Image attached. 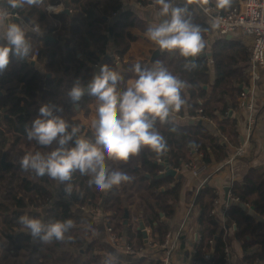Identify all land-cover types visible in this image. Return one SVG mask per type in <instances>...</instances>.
Segmentation results:
<instances>
[{
    "label": "trees",
    "instance_id": "16d2710c",
    "mask_svg": "<svg viewBox=\"0 0 264 264\" xmlns=\"http://www.w3.org/2000/svg\"><path fill=\"white\" fill-rule=\"evenodd\" d=\"M236 1L231 0L226 9L231 11L238 8L240 2ZM74 2L82 14L80 12L75 15L65 31L61 30L64 31L62 39L66 42V48L49 42L48 33L42 37L27 31L32 44L29 59L11 58L8 68L0 74V111L3 112L0 115V160L5 156L7 160L10 158L14 161L7 168L0 166V249L6 248L5 239L15 232L17 237L13 247L16 251L20 250L25 264H110L101 255L98 241L94 240L95 218L101 217L106 226L114 229V233L122 237V243L144 249L148 246L144 242L143 234L134 232L129 223L124 224V208L134 206L135 210L145 211L144 222L151 228L149 239L153 242L149 243L162 244L171 233L170 222L176 216L183 184L175 177L156 179L155 176L164 170L156 161H165L168 158L171 167L181 169L202 155V165L207 169V182L191 203L192 214L199 227L198 249L193 263L228 264L225 261L229 248L227 230L235 222L236 239L243 244L244 249L255 245L262 248L261 253L246 257V264H264V169L261 171L251 167L242 181L232 184V199L237 201V205L227 207L225 229L220 226L213 212L216 210L219 195L211 183L212 179L218 173L219 167L224 166L228 147H239L242 142L238 118L230 113L235 114L238 111L239 98L243 91L241 86L246 80L244 83L240 81L242 75L228 64L235 67L239 65L238 60L242 57L244 61L247 60L248 49L245 46L219 45L211 55V64L208 57L199 58L205 53V47L194 61L191 60L196 67L189 69L185 68L189 61L178 52L166 51L160 57L159 61L164 67L190 85L182 91L186 104L179 112H174L178 119L171 118L165 123H156L157 130L167 143V152L163 156L158 157L155 153L142 149L138 156L126 163L107 161L111 163V170L127 172L132 177L130 182L101 192L94 185H89L88 177L81 176L78 172L73 174L71 181L60 184L47 175L39 177L30 170L21 169V158L30 154L29 150L34 145V153L46 152L45 147L35 141L25 140V126L31 124V105L37 106L39 113L40 106L33 99L39 96L42 87L48 86L42 96L44 104L75 111L67 98V91L78 78L87 83L95 75L102 56L111 50H114L115 59L116 56L120 59L115 63L111 59L110 65H105L116 72L118 62L122 63L119 88L125 90L128 87L127 82L137 78L134 68L131 67V71L124 70L123 64V59L131 50L133 38L128 28L137 24L136 15L123 8V0H106L102 1V5L85 0ZM156 6L159 10V6ZM175 6L187 8L186 16L201 26L203 39L206 33L212 31L188 2L175 1ZM16 13L19 20L14 19V23L23 24L20 18L24 16L25 22L34 19V26H38L41 31L48 27L54 29L40 6H26L17 9ZM110 26L114 30L113 37L108 32ZM35 50L40 54L36 65H33L30 58ZM80 52L82 54L78 58L77 54ZM65 63L70 66L65 68L68 79L57 80L55 76L61 74L60 67ZM41 65L48 71H43L39 67ZM49 72L55 74L53 78L46 77ZM92 99L90 96L83 97L79 103L80 109L88 110ZM256 117L258 118V114ZM191 120L197 123L203 121V124H189ZM68 184H71L72 189H77L76 196L80 206L95 208L98 200L103 197L100 216H94L87 211H72L68 202L56 199L54 194L58 190L65 192ZM163 188L164 191H161ZM250 208L255 209V216L249 214ZM23 215L41 219L46 223L71 220L73 228L66 234L65 240L44 244L18 223V218ZM140 258L142 261L139 264H163L159 260L150 259L148 254ZM14 264L21 262L19 260Z\"/></svg>",
    "mask_w": 264,
    "mask_h": 264
},
{
    "label": "clouds",
    "instance_id": "9594fccd",
    "mask_svg": "<svg viewBox=\"0 0 264 264\" xmlns=\"http://www.w3.org/2000/svg\"><path fill=\"white\" fill-rule=\"evenodd\" d=\"M45 0H6L7 6L0 5V28L16 9L44 4ZM207 3V0H204ZM231 0H217L218 8L229 6ZM159 6L160 23L149 27L146 36L161 50L175 51L189 62L185 68H195L191 60L197 58L205 48L202 28L186 16L187 8L175 6V0H154ZM49 13L59 14L64 5L47 3ZM29 25L8 23L6 30L0 31V74L10 65L11 58L28 60L32 44L27 35ZM137 79L125 90H119L122 77L107 65L99 73L83 83L79 78L67 91L72 105L78 107L85 95L95 99L97 119L93 121L94 142L78 135L79 129L72 126L62 115L60 106L42 104L37 117L25 126L26 137L43 147L55 145L48 153L35 152L24 155L20 167L35 175L48 177L61 183L72 180L74 173L89 178V185L98 191H108L132 177L122 170H111L107 161L128 162L139 155L142 149L155 153L158 157L167 152V143L157 130V121L165 123L170 115L179 112L186 104L182 91L189 87L187 81L173 75L160 61L152 67L134 65ZM71 195V184L65 189ZM18 223L30 235L42 243L65 240L73 228L71 220L44 222L38 218L23 215Z\"/></svg>",
    "mask_w": 264,
    "mask_h": 264
},
{
    "label": "crops",
    "instance_id": "0c3cea01",
    "mask_svg": "<svg viewBox=\"0 0 264 264\" xmlns=\"http://www.w3.org/2000/svg\"><path fill=\"white\" fill-rule=\"evenodd\" d=\"M74 1L75 0H63V2L60 3L64 5V11L66 9L70 11L69 14L65 13L64 11L59 14L49 13L45 9L47 3H50L52 5H59L58 0H45L44 4L39 5L46 12L45 14H47L48 16L50 26H53L54 29H50V27H48L47 29L41 31L40 28L38 29V26L37 27L34 26L33 24L34 19L25 22L23 19L25 18L24 16L20 18L21 22L23 24L29 25L27 31L33 32L35 34H39L42 37L48 33L49 35H47V40L49 42L54 43L55 45H60L63 48H66V42L62 39V37L64 36L65 28L70 23V20L73 17H75V15L77 14L79 15L80 12L82 14V11H80L81 9L75 5ZM123 1H124L123 8L127 11L133 12V14H135L138 19L137 24L135 26L128 28V32L132 34L133 38H131V47H130L131 50L129 51V55L123 59V64L125 66L124 70L130 69L131 71L132 70L131 67L134 68V65L137 63H139L140 65L146 63L145 65H141V66L149 67L150 64L149 58L156 50L160 48L158 47V45H156L154 42H152L147 38L145 34L146 32L145 29L157 25L162 21L163 18L159 15V10L157 6L154 5L152 0H123ZM212 1L213 0H211V3ZM237 1L239 3L243 0H237ZM85 2H94V3L99 2L102 5V0H85ZM184 2H188L190 6H192L191 8L192 9L194 8L193 5L191 4V0H184ZM212 5L215 8H218L217 0H214ZM193 10H196L195 12H197L198 15L204 21H206L207 25H209V27L211 28V22L209 17L207 15H203L202 12H199V10L196 8H194ZM62 29H64L63 32H61ZM110 29H112V32L114 30L111 26L108 29L110 37H113L114 32L111 34ZM4 30H6V23L3 28H0V31H4ZM60 32L61 35L59 34ZM48 38L54 41H51ZM204 41L206 47L205 53L203 55H200L199 58H202V56L208 57V61L210 64L213 62L211 55L219 45L223 46L224 44H226L227 46L230 45L245 46L248 49L247 60L244 61L242 57L240 60H238L239 65L235 67L231 63L228 65L242 75L240 81H243V83L245 80L247 81L248 78L247 69L250 65L249 63L251 57V47L253 44L252 37H242L237 34L235 35H223V34L220 35L217 33L212 34L210 31L206 33V36L204 37ZM70 47H73V45H70ZM113 51L114 50H111V52L102 56L101 62L98 65V69H100V67L105 65L106 63L110 65V63L112 62L111 59L114 60L113 63L116 62L117 56L115 59V55L113 54L114 53ZM166 51L167 50H165V52ZM81 54H82L81 52L78 53L77 57L79 58ZM159 59L160 57H158L156 61H159ZM32 63L33 65H36V61H32ZM58 65H60V60H58ZM66 66H68V64L65 63L60 67L61 74L55 76L57 80L63 79L64 81H67L68 75H66L67 72L65 68H68L70 66L68 67ZM39 67L43 71H48L44 69V66L42 65ZM116 68H118L116 73H118L121 76L123 70L122 63L120 67H118L117 65ZM53 70L56 71L57 69H53ZM95 74H97V72H95ZM54 75H55L54 73L49 72L46 74V77L53 78ZM135 79L137 78L135 77L134 79L131 80H135ZM133 82L134 81H128L126 85H128L129 87ZM46 88H48L47 85H45V88L42 87V90L39 92V96L33 99V102L37 103L38 106L44 104L42 101V96ZM119 90L123 91V89L120 88ZM254 100H256L254 113L258 114V118H257V123L254 125L253 131L251 133L252 138L247 144L246 153L244 157L243 158L235 157L236 152L238 148L241 147V145H239V147L229 146L227 150L228 155L226 158V162L224 166L219 167L218 173L215 175V177L212 179L211 182L213 186L216 188L219 195V199L215 206L216 208L215 215L220 222V226H222V228L224 229L227 227L225 226V220H226V211L228 207V203L226 204L225 201L224 189L227 188L228 186H232L234 182L242 181L244 177L249 173V169L251 167H256L261 171L262 169H264V67H261L259 69V78L257 81ZM31 106L32 107L30 109L32 111V117H31V121H32L37 117L38 109L37 106L35 105H31ZM96 109H97V104L95 99L93 98L89 103L88 110L83 108L81 109V113L87 120H95L97 119ZM2 113L3 112L1 111V114ZM61 115L65 120H73L75 116H77V112L64 109ZM232 115L238 118L240 136L241 137L245 136L248 132L250 112L248 110H242L241 112L237 111L235 114ZM171 118L178 119L177 117L174 116V113L170 115L169 119ZM25 140L28 141L27 138H25ZM29 153L31 152L29 151ZM157 161L160 162L159 160ZM7 162H8L7 166H11V164H13L14 161L8 158ZM170 168L172 169L173 167L170 166ZM176 170L178 171V176L176 177V179H178V181L181 184H183V188H182L183 193L180 203L177 206L178 210L176 216L174 217V220L170 222V227H171L170 234H172L171 237L173 238V241H175L177 244H176L175 253L170 258L169 264H194L193 262L195 260H194L193 251L196 249V245L198 244L199 227H197L196 221L192 214L191 203L198 192L197 190L199 189L202 180L207 177V169L205 171V174H203L200 179L196 178L194 174L191 173V171L185 168L181 167V169H176ZM21 199H23V196H21ZM134 207L131 208L127 207L129 208L130 211L129 225H131V227L134 228L133 230L134 232L138 233L141 231H137L138 230L137 222L135 223L137 227L133 223L135 218L134 214L137 216L141 215V217H143L145 213H142V211H144L143 209H138V213L136 214L135 213L136 210L133 209ZM104 223L105 222L101 217L95 218L96 227L94 229V234H95L94 240L98 241V247H99L98 249L100 250L101 255L107 258L110 261L109 262L110 264L114 262H119L122 264H139V262L142 261L140 257L139 258L133 257L127 254L123 249H119L118 247L113 246L111 242H109V234ZM232 225L227 230V238L229 244L228 251L231 254V260H230L231 262L229 264H246L244 259L246 257H250V256L253 257L256 254L261 253L262 248L259 245H255L250 249H244L243 244L237 241L236 230L233 228ZM146 228L148 230L149 238H150L151 228L147 226ZM16 237L17 234L13 232L8 238L5 239L6 248L0 249V253L2 254V256L0 255V264H14V263H18L19 260L22 261V262L20 261L21 264H25L26 261L21 259L22 254L20 250L19 249H17V251L14 250L13 246L16 243ZM153 253L154 255H161L163 252L161 249H157L154 252L152 251L148 252V254H150V257L152 256Z\"/></svg>",
    "mask_w": 264,
    "mask_h": 264
},
{
    "label": "built area",
    "instance_id": "2783aa9c",
    "mask_svg": "<svg viewBox=\"0 0 264 264\" xmlns=\"http://www.w3.org/2000/svg\"><path fill=\"white\" fill-rule=\"evenodd\" d=\"M154 3V0H152ZM177 2L184 0H175ZM63 0H58V3H62ZM191 4L194 8L198 9L199 12H202L203 15H207L211 22V33L212 34H220V35H239L242 37H252L253 44L251 47V57H250V65L247 69V81L243 84V91L240 95V103L238 105V111L248 110L250 112V120L248 132L245 135V143L243 146L239 147L235 157L243 158L246 153V148L248 142L252 138V131L254 125L257 123V117L254 113L255 111V90L257 86V81L259 78V69L264 67V0H243L240 2L239 7L235 8L231 11H228L225 8H215L211 0H207V3L204 0H191ZM0 5L7 6L6 0H0ZM155 5V4H154ZM12 11V9H9ZM17 16V13L16 15ZM14 15H12L8 21H6V27L8 23L14 22ZM40 52L37 50L34 51L33 56H31L32 61H36L39 57ZM117 60H119V56H117ZM1 115V111H0ZM174 116L178 118L177 114L174 113ZM212 122V121H210ZM198 159L195 162L190 163L185 166V169L191 171L196 178H201L203 174H205L206 167L202 165L203 156L199 155ZM207 182L206 178L202 180V183L197 190V195L199 194L203 185ZM58 197L62 198V200H70L75 203L79 209L84 212H90L94 216H98L100 213V207H102L104 203V198L101 197L98 200V204L95 208L80 206L75 199H73L72 194L70 196H66L65 192L62 190H58L56 193ZM217 203V202H216ZM214 214L216 210L213 211ZM100 216V215H99ZM235 226V222H233ZM106 226V225H105ZM106 229L109 234V242L115 247L119 249H123L127 254L139 258L140 256H145L149 251L154 252L157 249L162 250L161 255H153L148 257L150 259L159 260L163 264H169L170 258L174 255L176 249V242L173 241L171 235H167L164 242L162 244L151 245L147 244V248L142 249L139 252H136L132 246L129 244L122 243V237H119L114 233V229L109 226H106ZM196 245V244H195ZM198 249V245H196V249L193 251L196 254ZM226 262L229 264L231 261V254L228 251L227 256L225 258Z\"/></svg>",
    "mask_w": 264,
    "mask_h": 264
},
{
    "label": "water",
    "instance_id": "95a60500",
    "mask_svg": "<svg viewBox=\"0 0 264 264\" xmlns=\"http://www.w3.org/2000/svg\"><path fill=\"white\" fill-rule=\"evenodd\" d=\"M12 12H13V15L15 17V20H19V18L17 16H15L16 15V12H17V9L14 10V11L12 10ZM64 12L67 13V14L70 13V11L68 9H66ZM110 32H111V34L113 33L112 32V29H110ZM48 39L51 40V41H54V40H52L50 38H48ZM164 52H165V50H161V49L156 50L152 54V56L149 58L150 59L149 67H152L154 65L156 59L158 57H161V55ZM194 60H195V58L192 59V61H194ZM120 66H121V63L118 64V67H120ZM96 72L98 74L99 73V69ZM50 76H52V75H50ZM232 114H233V112L230 113V115H232ZM189 124H199V125H202L203 124V121H199L197 123L195 120H191L189 122ZM241 141H242L241 142V145L243 146V144L245 143V136H242L241 137ZM1 161H2V166L5 167L7 165V163H6V160H5V157L4 156H3V158H2ZM156 164H159L161 167L164 168V170L158 176H156V179L162 180V179H165V178H173V177L176 178L178 176V171L176 169H174V168H172V169L170 168L168 158L165 161H162V162L156 161ZM231 189H232V186H228L227 188L224 189L225 190V201H226V204L228 203V206H236L237 205V201H235V200L232 199V196H231V191L232 190ZM162 191H163V189H162ZM124 211H125V213H124V224L125 225H128L129 220H130V211H129V208H127V207L124 208ZM142 213H144V211H142ZM249 214L252 215V216H255V210H254V208H250L249 209ZM137 228H138L137 231H141L142 232L143 237H144V242L146 244H148L149 243V233H148V230L146 228V225H145V222H144L143 217H140ZM234 229L237 230V227L235 226Z\"/></svg>",
    "mask_w": 264,
    "mask_h": 264
},
{
    "label": "flooded vegetation",
    "instance_id": "af4514ba",
    "mask_svg": "<svg viewBox=\"0 0 264 264\" xmlns=\"http://www.w3.org/2000/svg\"><path fill=\"white\" fill-rule=\"evenodd\" d=\"M116 61H118V60H116ZM118 64H119V62H118ZM85 96H88V95H85ZM84 96V97H85ZM74 109H75V111L77 112V116H75V118L73 119V120H66V121H68L69 122V124H71L72 126H74V127H77L78 129H79V131H78V135L81 137V138H85V139H88V140H90V141H93L94 142V139H95V137H94V128H93V121L94 120H87L84 116H83V114L81 113V109H80V106H78V108L76 107V106H74ZM31 142H33V141H31ZM242 146V145H241ZM35 147H36V145H34L33 146V148H31L29 151L30 152H32V153H34V149H35ZM54 148H55V145H53V146H51V147H45V149H46V152L45 153H48V152H50V151H52V150H54ZM5 157V156H4ZM2 160V159H1ZM0 160V166H2V161ZM5 160H6V157H5ZM6 163L8 164V162H7V160H6ZM108 165H109V168H111V163H108ZM3 167V166H2ZM8 166L6 165L5 167H3V168H7ZM85 179V178H84ZM60 184H61V182H60ZM77 193H78V191H77V189L76 188H73L72 189V191H71V194H72V197H73V199H75V201L79 204V202H78V199H77ZM55 195V198L56 199H62V198H60V197H58V195H56V194H54ZM197 195V194H196ZM231 196H232V193H231ZM63 201H65V202H68L70 205H71V209H72V211H77V212H79L80 211V209H79V207L75 204V203H73L72 201H70V200H63ZM235 226L233 225V228H234ZM230 228V227H229ZM237 231V230H236ZM126 244V243H125Z\"/></svg>",
    "mask_w": 264,
    "mask_h": 264
},
{
    "label": "rangeland",
    "instance_id": "374dc122",
    "mask_svg": "<svg viewBox=\"0 0 264 264\" xmlns=\"http://www.w3.org/2000/svg\"><path fill=\"white\" fill-rule=\"evenodd\" d=\"M102 1H104V0H102ZM160 162H162V161H160ZM135 213L137 214V213H138V210H136ZM134 217H135V218H134L133 223L135 224V223L137 222V224H138L141 215H138V216H137V215L134 214ZM135 226H136V224H135ZM137 226H138V225H137ZM137 226H136V227H137ZM170 235H172V234H170ZM166 237H167V236H166ZM149 241H150L151 243H153V242H152V239H149ZM156 244H157V243H156ZM156 244H153V245H156ZM132 247H133V246H132ZM133 249H134L136 252L141 251V247L137 248V247L134 246ZM0 254H1V253H0ZM152 255H154V253H153ZM20 261H21V260H20ZM21 262H22V261H21Z\"/></svg>",
    "mask_w": 264,
    "mask_h": 264
}]
</instances>
